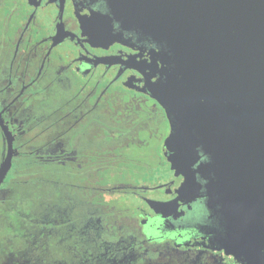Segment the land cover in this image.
Here are the masks:
<instances>
[{
  "label": "flooded vegetation",
  "instance_id": "obj_1",
  "mask_svg": "<svg viewBox=\"0 0 264 264\" xmlns=\"http://www.w3.org/2000/svg\"><path fill=\"white\" fill-rule=\"evenodd\" d=\"M172 59L105 0H0V264H251L223 248L211 156L153 97Z\"/></svg>",
  "mask_w": 264,
  "mask_h": 264
},
{
  "label": "water",
  "instance_id": "obj_2",
  "mask_svg": "<svg viewBox=\"0 0 264 264\" xmlns=\"http://www.w3.org/2000/svg\"><path fill=\"white\" fill-rule=\"evenodd\" d=\"M116 18L172 53L153 97L211 156L226 254L264 264V0H105ZM6 156L12 143L0 120Z\"/></svg>",
  "mask_w": 264,
  "mask_h": 264
},
{
  "label": "trees",
  "instance_id": "obj_3",
  "mask_svg": "<svg viewBox=\"0 0 264 264\" xmlns=\"http://www.w3.org/2000/svg\"><path fill=\"white\" fill-rule=\"evenodd\" d=\"M0 220L3 222L0 224L1 225L0 236L3 237L1 239H6V237H7V229H6L7 217H0Z\"/></svg>",
  "mask_w": 264,
  "mask_h": 264
},
{
  "label": "rangeland",
  "instance_id": "obj_4",
  "mask_svg": "<svg viewBox=\"0 0 264 264\" xmlns=\"http://www.w3.org/2000/svg\"><path fill=\"white\" fill-rule=\"evenodd\" d=\"M0 227H1V225H0Z\"/></svg>",
  "mask_w": 264,
  "mask_h": 264
}]
</instances>
